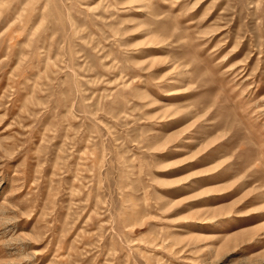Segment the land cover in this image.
I'll return each instance as SVG.
<instances>
[{
	"label": "rangeland",
	"instance_id": "374dc122",
	"mask_svg": "<svg viewBox=\"0 0 264 264\" xmlns=\"http://www.w3.org/2000/svg\"><path fill=\"white\" fill-rule=\"evenodd\" d=\"M0 264H264V0H0Z\"/></svg>",
	"mask_w": 264,
	"mask_h": 264
}]
</instances>
